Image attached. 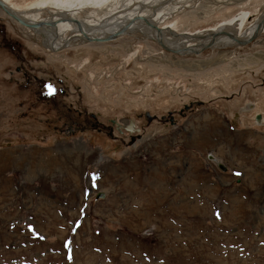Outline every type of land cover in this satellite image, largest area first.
Returning <instances> with one entry per match:
<instances>
[{
    "label": "rangeland",
    "instance_id": "obj_1",
    "mask_svg": "<svg viewBox=\"0 0 264 264\" xmlns=\"http://www.w3.org/2000/svg\"><path fill=\"white\" fill-rule=\"evenodd\" d=\"M247 1L172 0L156 21L202 30L241 11L246 30L263 4ZM41 45L0 11V264H264V125L240 111L264 100V31L197 57L136 33ZM219 53L228 64L202 72L168 63ZM206 81L231 94L204 95Z\"/></svg>",
    "mask_w": 264,
    "mask_h": 264
},
{
    "label": "bare ground",
    "instance_id": "obj_2",
    "mask_svg": "<svg viewBox=\"0 0 264 264\" xmlns=\"http://www.w3.org/2000/svg\"><path fill=\"white\" fill-rule=\"evenodd\" d=\"M155 1H158V3L152 5ZM171 1L172 0H39V2L22 6L19 4H12L14 1L0 0L1 3L12 10L21 20L37 26L38 23H42L39 29L22 28L26 29L29 35H33L34 37L37 36L40 39L42 44L41 46L44 47L45 51L52 54L72 48L76 44H79L78 46H80L92 43H109L125 36L132 37L136 33V35H140L142 39L151 41L162 52L169 55L197 57L206 51L224 45H230L232 47H245L237 45L236 39H244L251 36L253 31L256 29L257 23L262 16V11L264 10L263 0L262 10L256 8L253 10L254 14L257 15L261 11L255 21V24L253 23V26H250L246 30V20L250 15L247 16L244 12L241 13V11L236 13L229 12L231 15H228L229 13L226 15L225 13L223 14L221 20L216 21L210 26H206L207 28L202 30L189 29V27L185 28L179 23H169L164 26H158L156 18L159 16V12L162 8H165L168 4H170ZM174 1L175 0H173V2ZM247 2L250 1L248 0ZM217 4H219L218 8L238 7L240 9L244 2L243 0H222L220 2L217 0ZM0 11L2 10L0 9ZM42 13H47V19L40 21L38 16ZM80 14H84V16L79 19L77 18V15ZM91 14H94L95 17H91ZM142 19H147L152 24L156 25L160 32H157L152 29V27H149ZM78 26H80V29ZM120 30L123 32L116 39L103 41L106 37L115 35ZM262 31H264V28ZM209 35L212 36L210 37ZM210 41L213 42V44L209 50L205 49L204 51L197 53L200 51L201 46L206 45ZM160 43L163 47L159 45ZM172 51L178 53L173 54L171 53ZM230 56L231 55L229 54L223 55L219 53L216 58L214 57L210 60H193L187 62L169 61L168 63L171 64L172 67H178L181 70L202 72L208 68L228 64ZM133 57H136V52L130 54V58L132 59ZM255 58L264 64V52L260 53V55H256ZM154 81L153 82L156 85H159L158 88L160 89H162L163 85L166 84L164 80L161 82L157 80ZM231 83L206 81L205 83H202L201 91L204 95L207 93L208 96H212L215 92H218L219 89L217 88H220L219 91L221 93L230 95L233 88L230 85ZM115 88L116 87L114 86L111 93L116 92ZM135 93L138 94L137 92ZM105 99L108 100V97L105 96ZM158 99L159 107L163 105L165 106L166 104L169 105L168 98H164V101H161L160 96ZM122 100L127 103L130 101H127L123 95ZM147 101L150 102L152 99L149 98ZM107 102L108 101H106V103ZM122 105L125 104L123 103ZM238 106H241V103ZM151 107L152 109L154 108L153 106ZM240 109V111L243 109V112L251 109V111L244 114L242 117L243 123L246 125L244 127L245 129L250 130L254 128L255 119L257 123L260 121L261 124L264 125V100L258 99L255 103L250 102L243 108L240 107ZM136 127H140V124L137 123ZM126 130L132 131V127L129 126V130L128 128H126Z\"/></svg>",
    "mask_w": 264,
    "mask_h": 264
},
{
    "label": "water",
    "instance_id": "obj_3",
    "mask_svg": "<svg viewBox=\"0 0 264 264\" xmlns=\"http://www.w3.org/2000/svg\"><path fill=\"white\" fill-rule=\"evenodd\" d=\"M0 9L5 13V15H7L9 18H11L13 21H15V23H17L18 25H20L21 27L27 28V29H39L41 27L42 23H38L37 25H32V23H27L24 20H21L12 10H10L9 8H7L3 3L0 2ZM262 16L260 17L258 23H257V27L256 29L253 31V33L251 34V36L249 38H244V39H236V43L239 46H247L249 44H251L252 42L256 41L262 34H263V28H264V10L262 11ZM149 27H152V29L156 30L157 32L160 30L156 27V25L152 24L149 20L147 19H142ZM76 23V22H75ZM77 24V23H76ZM78 28L80 29V26H78ZM125 29V28H124ZM123 31L120 30L118 31L115 35H111L106 37L103 41H111L116 39L119 35H121ZM210 37L212 35H209ZM213 42H208L206 45H203L200 47V51L197 53H200L202 51H204L205 49H210L212 46ZM161 47H163V45L160 43L159 44ZM164 49V48H163ZM171 53L173 54H177L178 52L172 51ZM186 53V52H184ZM182 53V54H184ZM181 54V53H180ZM193 54V53H192ZM130 127H132V124L130 125ZM219 166V165H218ZM221 167V166H220Z\"/></svg>",
    "mask_w": 264,
    "mask_h": 264
},
{
    "label": "flooded vegetation",
    "instance_id": "obj_4",
    "mask_svg": "<svg viewBox=\"0 0 264 264\" xmlns=\"http://www.w3.org/2000/svg\"><path fill=\"white\" fill-rule=\"evenodd\" d=\"M123 124V123H122Z\"/></svg>",
    "mask_w": 264,
    "mask_h": 264
}]
</instances>
